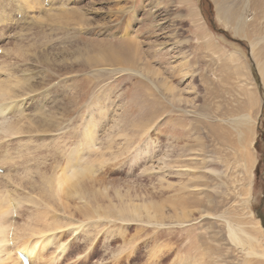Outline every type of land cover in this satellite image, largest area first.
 Masks as SVG:
<instances>
[{"label":"rangeland","instance_id":"374dc122","mask_svg":"<svg viewBox=\"0 0 264 264\" xmlns=\"http://www.w3.org/2000/svg\"><path fill=\"white\" fill-rule=\"evenodd\" d=\"M72 1L69 2L71 6L84 8L87 19L79 30L82 32L81 43H84L81 56L88 59L93 55L88 50L90 43L95 45V49L103 47L100 55L95 52L97 60L109 52L117 60L123 52L121 64L114 62L111 67L106 66L113 70L111 72L101 71L102 66L95 67L94 70H101L93 74L90 68L76 67L61 76L67 81H71L73 76L94 79L89 90L82 86L84 81L77 82V89L82 86L81 93L85 94L77 106L65 103L69 109L67 107L64 116L67 119L62 118V121L66 119L62 126H68L78 110L83 114L84 124L90 122L87 115L95 112L93 119L97 132L100 123L105 124L108 119L107 126L111 125L114 115L122 113L125 125L122 137H117L114 142L100 137V151L95 152V211L107 210L108 207L118 206L120 200L132 199L135 204L142 201L155 211H163L165 222L153 224L154 219L143 215L132 222H122L114 216L98 217L96 213L87 217L85 215L91 212L89 206L76 197H68L65 193L47 197L34 178V169L31 170L33 172L30 169L39 163V168H42V163H46L51 167V173L57 162L48 154L50 149L42 150L45 144L42 145L43 139L40 142L41 136L37 134L34 135L38 136L37 139L30 138L31 134H27L30 136L27 139L11 135L10 139L3 140L5 155L9 153L7 156L10 158L0 162V166H4L0 174L4 170L9 175L12 173L11 177L19 175L21 180L19 185L16 182L6 187L3 179L0 183L12 193L16 191L15 194L20 197L22 207L16 222L20 223V227L28 223L34 229L30 241L37 243V260L33 264H264L263 256L245 254L250 227L246 224L248 221L256 226L259 224L257 228L264 238V219L260 218V215L264 218V85L257 66L259 59L255 57L260 52V59L264 61V0H81L76 4ZM17 3L13 6V10L19 11L17 16H13L17 17V24L11 22L14 27L1 39L4 42L0 46L16 42L18 33L34 36L35 24L42 18L43 13L38 17L37 13L29 11L21 19L22 3H18L20 8ZM44 8L49 9V6ZM219 9L231 11L236 19L234 23L243 27L248 38L234 33L235 24L225 22ZM45 25V38L39 35L30 41H23L35 44L27 51L25 61L17 64L19 71L28 69L27 74L30 75L29 70H32L34 76L30 84L32 90L37 91H33L27 100L29 105H25L24 114L28 115L22 114L21 120L32 118L37 113L35 106L41 102L40 98L47 88L40 76L34 73L38 68L33 65V54L40 50L39 43L47 41L50 44V39L56 37L68 41L72 31L78 29L71 21L59 23L56 29L47 23ZM89 29H92L91 32ZM129 39H134L137 46ZM104 41L108 44L101 46ZM9 66L15 73V66ZM118 68L126 71H117ZM54 73L55 83L60 77L58 72ZM70 81L67 84H71ZM250 94L255 96L256 105L247 108L245 103L243 108ZM240 116H246L245 124L250 127L246 141L239 146L233 142L234 150L217 145L213 141L210 125L230 130L231 140H235L236 133L232 129L234 121ZM8 117L5 116L10 122L15 121L12 113ZM138 131H145V134L135 146H143L147 142L148 150L154 151V159L157 155L166 156L163 160L166 166L172 167L171 170L156 167L140 155H136L133 161L131 154L127 157L124 134L130 139L137 138ZM97 134L100 135V132ZM46 136L52 138L51 135ZM31 139L38 144H32ZM31 149H37L36 153L32 152L36 155L40 153L39 158L30 153ZM199 149L202 151L199 152ZM237 151L246 156V163L238 158ZM174 158L177 162L172 163ZM201 158L205 161L203 165L200 164ZM220 158L225 159L221 161ZM188 164V172L177 173V169L184 170L183 167ZM151 165L154 170L149 172ZM28 169L31 179L25 175ZM209 169L219 173L216 175ZM58 171L57 174H60ZM197 183L208 186L204 189L197 187ZM185 185L189 187L185 188ZM116 192L122 196L121 199L116 197ZM174 207L178 213L187 214L176 217ZM39 213L46 214V217L43 215L44 220ZM53 218L62 219L64 224L67 221L63 218H73L74 224L59 232H44L45 225L41 221L49 223ZM227 225L237 231L246 246L229 241ZM35 229H41V233ZM255 236L260 242L256 251L264 254V240L259 235ZM88 239L90 245L84 248L82 243ZM62 247L65 251H61ZM93 248L95 255L89 254ZM5 263L8 262L1 254L0 264Z\"/></svg>","mask_w":264,"mask_h":264},{"label":"bare ground","instance_id":"6f19581e","mask_svg":"<svg viewBox=\"0 0 264 264\" xmlns=\"http://www.w3.org/2000/svg\"><path fill=\"white\" fill-rule=\"evenodd\" d=\"M70 1L69 0H9V1L8 0H0V43L4 42L3 41L4 39L3 40H1V39L5 38V36L8 34L7 32L11 28L14 27L12 25L13 21H14V23L17 24V21L15 19L17 17L14 18L13 16H17V14H19V11L16 12V9L13 10V6L15 5L14 3L21 2L23 5V7L21 5V8H20L18 6V3H17V6L20 8L21 19L24 15L28 14L27 12H29V11L32 13H37L36 16H38V17H40L43 13V15L41 16L42 18L41 19L39 18L40 21L37 23L39 25L37 26V24H35L36 25L35 28H37V29L34 32V36L27 37V36H24L22 33H18L17 38H16V42H14L11 45H8L7 44L8 42H6L5 45L3 44L4 46H0V49H1V53H0V140H1V142H0V162L3 160L7 161L10 158V157L8 158L9 153H7L5 155V153H6L4 150L5 144L3 145V143H4L3 140H8V138L10 139L9 136H11V135L17 136L19 138H22V137L26 138L27 136L30 137L32 135L30 137V138H32V137H35L34 135L37 134V135L41 136L40 142L42 141L41 139H43L42 145L43 144L46 145V146L43 145L44 149H42V150L50 149V150H47L50 153H48L47 151H42V150L41 151L47 152L49 155H52L53 157H51V158L54 159L53 161L55 163L57 162L56 164L53 165V167H52L53 171L51 173L49 172L50 171L49 168H51V167H49V165H47L46 163H42L43 164V166H41L42 168H39L38 165H41V164L38 162L39 164L35 165V167L38 166L37 168L32 167L30 169V171L34 169L35 172H33V171H31V172L35 173L34 178H36V180L40 183V187H41L42 191L44 193H47V195H46L47 197L48 196L53 197L54 195L61 194V193H65L68 197L74 196L79 201H82L85 205L89 206L91 212L89 211L88 214L85 215L87 217H91V216L93 217V215H95V213H96V215L98 217H102V216L113 217L114 216L115 219L118 218L122 222H132V221L138 220L143 215L142 217L154 219L155 222H153V224H157V225L163 224V222H165L164 221L165 215L163 214V211H161V210L155 211V210L151 209L152 207L150 205H147L146 202L141 201L140 203L135 204V202L130 198H128L130 200L125 199L123 202H120L121 201L120 200L118 206L108 207L107 210L106 209H98V211H95V152L100 151L99 144L102 141L100 139V137H102L106 140L108 139L109 142L111 140H112L111 142H114L117 137H120L123 134V132H124L123 129H124L125 125L123 124V121H122V113H118L117 115H114V118L112 120H110L111 125L107 126V122H109L108 119H106V122H105L106 125L103 123L102 124L100 123L97 126V128H99L97 130V132H100V135H98L97 132H95V126L96 125H95V120L93 119V114H95V112L91 113L90 115H87V117H89L87 119V121H90V122L86 121L87 123L84 124V123H82L83 114L80 110H78V112L74 116V118L70 119L71 123L67 124L68 126H65V125L62 126L61 123L67 119L66 117H64V116H66L65 115L66 109L68 107V106H65L66 105L65 103L68 102L71 105V107L77 106L79 104L80 100L82 99L83 94H85V93H83V94L81 93L82 86H84L86 90H89L92 87L91 84H92V80L94 81V79H90V78L78 79L77 76H73L71 81L69 80L71 82V84H69V83L67 84V82H69V81H67L65 78H61V76L63 74H67L68 72L70 73V71H72L76 67L77 68L78 67H84V68L87 67L88 69L90 68V70H93V72H91L92 74L95 71H100L101 69H103L101 71L106 70L108 72H111L113 70L111 68L106 67V66L111 67L114 64V62L121 64V62H122L121 56H122L123 52H121L119 54V56H118L119 59H117V60H116V57L111 52L105 53V56H103L97 60V59H95V52H96V55H100L103 52V50H102L103 47L95 49V45L90 43V45H88V48H89L88 50L93 55H90L88 59L83 58V56H81V55L83 52V44L84 43L83 42L81 43L82 38H81L80 34H82V32H80L79 30H81L83 25H85V21L87 20L85 18L86 14L83 11L84 8L82 9L78 5L77 6H75V5L71 6V4L69 3ZM80 1L81 0H73L72 2L74 4H76L77 2H80ZM45 6H49V9L44 8ZM13 11H15L14 14H13ZM15 13H16V15H15ZM219 14L224 19L225 22H228V23H234L235 22L234 21L235 18L232 15L231 11L225 10V9H219ZM65 21H71L73 23L74 27L78 28V29H75L72 31V34L69 35V40L66 41V39L63 40L62 38L58 39L56 37V38L50 39L51 45L47 44L48 43L47 41H46V43L45 42L39 43L40 46H38V47L40 50L34 52V54H33V56H35L34 57L35 63H33V65L38 68V70L34 73L40 76L41 80L44 82V83L43 82L42 83L45 84L44 87H47V88H46L43 96L40 98V99H42L41 102H38L37 105L35 106V109L37 108V113L38 112L39 113L38 114L35 113V115L32 118H25L24 119L25 121L21 120L20 117L22 116V114H24L25 105L28 103L27 100L29 99V97L31 98L30 95L34 91V90H32L33 86L30 84V82L34 76L32 70H29V72H30V75H29V74H27L28 69H24L22 71H19V69L17 67V64L19 62L25 61L27 51L35 44L34 42H26L25 43L23 41H30L33 37L36 38V36H39V35H41L42 38H45L46 35L44 33V30H43L46 26L45 23H47V25H51V27H54V29H56L57 25L59 26V23L65 22ZM11 22H12V24H11ZM42 22H44V23H42ZM63 24L65 25V23H63ZM67 29H69V28H67ZM234 29H235L234 33L242 35L243 37L248 36V35L247 36L245 35V33L243 31V27H241L240 25L235 24ZM91 30L89 29V32H91ZM19 31H20V28H19ZM32 35H33V33H32ZM120 36H122V34ZM39 40H41L40 37H39ZM129 40L132 41V44L137 46L138 43L136 41H134V39H129ZM124 41H126V40H124ZM102 43L103 44H101V46H103L104 44H108L107 41H104ZM41 47H46V48H41ZM51 47H52V49L48 50V48H51ZM106 51H109V50L106 49ZM259 53L260 52H258L256 54L257 56H255V57H257L259 59V61L257 62V66L260 70L259 71L260 74L262 75V81H263V85H264V61H261ZM135 56H137V52L135 53ZM136 59L138 60V58H136ZM124 61L126 62V57H124ZM9 65L15 66L14 69L16 71L15 72L16 74L13 72L12 68L11 69L9 68L10 67ZM97 66H102V68L99 70H96V69L94 70V68ZM29 67H30V65H29ZM30 68H32V66ZM54 71L58 72L59 73L58 77H60L59 81L55 82V83L53 82V80H54L53 77H54V75H56L54 73ZM65 71H67V72L65 73ZM117 71H126V69L118 68ZM79 80L81 82L84 81V83L82 84V86H80V88L78 87V89H77V82ZM34 86H36V85L34 84ZM85 89H84V91H85ZM34 92L37 93V91H34ZM55 93H57L58 95H56ZM246 101L247 102H244L243 108L245 107V103L247 105V108L253 107L256 105L255 96H253L251 94L247 96ZM106 103H108V102H106ZM27 105H29V103ZM78 107H80V106H78ZM107 107H108V105H107ZM64 108H65V110H64ZM121 108H122L121 109V112H122L123 107H121ZM68 109H69V107H68ZM71 109H73V108H71ZM105 110H106V108H105ZM11 113H12V118L13 119L15 118L14 122H10L7 118H5L6 115L8 117V114H11ZM13 114L17 115V117H14ZM26 114L27 113L25 112L24 115H26ZM24 115H23V118H24ZM67 116H68V114H67ZM9 117H11V116H9ZM63 117L66 119H63V121H62ZM104 118H105V116H104ZM9 119L11 120V118H9ZM253 120H254V118H253ZM245 123H246V116H240L236 121H234V125H233L234 127L232 130L234 131V133H236V139L235 140H231L230 130L229 131L225 130V128L220 127L219 125H216L213 127V125L211 124L209 128H210L211 135L213 136V139H214L213 141H216L217 145H219L221 147H227L231 150H234V148L232 147L231 144H233V142H234L235 144H238V146L242 145V143L246 141V137L248 136L247 134L250 132L249 125H246ZM63 124H64V122H63ZM106 126H107V128H106ZM52 133H54V134L52 135ZM137 133H138L137 136H139V137L136 138V136L133 135L134 137L131 139L129 136H127L126 133L124 134L126 141H127V142L124 141L125 147H126L125 152H128L127 157L131 154V161H133L136 158V155H140L141 158H143L144 160L146 159V160L150 161L151 164H156V167L161 166V167H166L169 170H171L172 167L169 165L166 166L167 163H166V161L164 162V160H163V157L166 158V156H163V157L160 156L161 157L160 158V157H157L158 156L157 155L156 158L154 159L155 156H152L154 151L148 150V148H150V147L148 146L149 144H147V142L143 146H137V145L135 146V143L139 139H141V136L145 134V131H138ZM27 134H29V135L31 134V135L29 136ZM44 135L45 136L51 135L52 138H48L47 136L45 137ZM14 136H12V137H14ZM17 137H15V138H17ZM53 137H55V138H53ZM37 138H38V136H37ZM37 138L35 137V139H37ZM17 140H18V138H17ZM21 140L22 139H20L19 141H21ZM31 141H30V144L31 143L32 144L37 143V141L34 142L32 139H31ZM14 142H16V141H14ZM21 142H24V141H21ZM20 145H22V144H20ZM39 145H41V144L39 143ZM39 145H37V146H39ZM23 146H25V145H23ZM37 146H32V148H35ZM5 148H6V146H5ZM30 148H31V146H30ZM38 148H41V147L39 146ZM32 150L33 149H31L30 153H34L37 149H35V151L33 150L34 152H32ZM38 151H39V149H38ZM41 151H39V152H41ZM106 151H107V149H106ZM201 151L202 150H200L199 152H201ZM12 153H14V152H12ZM119 153L121 154L122 152H119ZM237 153L239 154L238 158L240 160H242L244 163H246V161H245L247 159L246 156L243 153H241V151H237ZM38 155H40V153H37V155L35 154L34 157L36 158ZM15 156H17V155H15ZM198 156H200V154H198ZM37 158H39V157H37ZM5 159H7V160H5ZM220 159H221V161H223L225 158H220ZM176 160L177 159L174 158L172 163L177 162ZM251 160H252L251 164H253V159H251ZM35 161H36V159H35ZM40 161H43V160H40ZM221 161H220V163L224 164ZM204 162L205 161H203V159L201 158L200 164L203 165ZM58 163H62V164H58ZM1 164H3V163H1ZM15 165H18V164H15ZM50 166H52V165L50 164ZM3 167L0 166V170L3 169ZM183 168H184V170H178L177 169L176 170L177 173L184 172V171L188 172L189 171V164L184 166ZM56 170L57 171L59 170L58 173H60V174H57ZM153 170H154L153 165H151L148 171L150 172ZM26 171H25L26 172L25 175L27 174L26 177L28 179H31L32 176L29 175L30 174L29 169ZM209 171L216 173V175L219 173L216 170L209 169ZM13 172H15V171H13ZM16 173H17V171H16ZM21 173H23V172H21ZM220 174H222V173H220ZM11 175H12V173H11ZM11 175H9L7 172H4V170L2 171V174H0V182H1V179H3V181L5 182L4 183L5 187L9 186L10 183L13 184V183L17 182V184H18V181L21 180V179L19 180V178H18L19 175L18 176H12V177H11ZM190 181H192V180H190ZM22 183H23V181H22ZM220 184H221V182H220ZM2 185H3V183H2ZM2 185L0 183V255L2 254V256L4 257V261H7L10 264H22V260H21L20 256H23L26 259L27 264H33L37 260V243L36 242L33 243L34 240L32 242L30 241L31 238H33L32 235L34 234L33 233L34 229L32 227H30V225L28 223H24L23 226L20 227V223L18 222L19 223L18 224L16 222V219H18V216H20L19 210H21L20 208L22 207L20 197H19V195L15 194L16 191L14 193H12L10 190L3 188ZM199 186L206 189V186H208V185H204V184L199 185L197 183V187H199ZM184 187L187 188L189 186L185 185ZM200 190H203V189H200ZM124 193L126 194V191ZM116 194H117L116 197L117 198L119 197L121 199L122 196L120 197V195L117 192H116ZM127 194H128V192H127ZM204 196L207 198H212L208 194H204ZM137 197L139 198L140 195L138 196V194H137ZM26 200H28V198ZM32 203L35 204L34 202H32ZM57 204H58V202H57ZM45 206H49V205L45 204ZM97 208H100V207L98 206ZM173 212H174L175 216L178 218H181V216H183L184 214H187L186 212L178 213L176 211L175 207H174ZM26 214H28V213H26ZM39 214H40V217H42V218L44 217L43 215H45V217H46V214H44V213L43 214L39 213ZM27 218H29V217H27ZM42 218H40V219H42ZM260 218L264 219L261 215H260ZM72 219L71 218H63V220L67 221V223H65V224L63 222H61L62 219H57V218H53L49 223H47L45 221H41V222H43V226L45 225V227H43V230H45L44 232L55 233V232H59L60 230H62L65 227L67 228L68 226L73 225L74 221ZM12 220H13V222H11ZM42 220H44V218ZM29 221H30V219H29ZM27 222H28V220H27ZM246 224L250 226L249 230L247 232L248 244H247V248L245 251L246 256H259L260 255V256L264 257V254H262V253L260 254V252L258 253L256 251V248L260 246V242L255 235L261 236V240L262 241L264 240V238L261 234V231H259L257 228V226L259 224L256 226L255 223H252L250 221H248V223H246ZM147 225H148V223H147ZM40 230L41 229H38V230L35 229L36 232L39 231L38 233H41ZM76 230L78 232V229H76ZM85 231H87V230H85ZM44 232H42V233H44ZM159 234L160 233H157V235H159ZM226 234H227V238L229 239V241L231 243L238 245V246H244V245L246 246V242H244L242 239L239 238L237 231L235 229L231 228L230 225H227ZM244 234H246V233H244ZM120 237H122V236H120ZM83 240H85V239L83 238ZM90 240H93V238L92 239L90 238ZM88 241H89V239L82 243V246L84 248H86L88 245H90L89 242H91V241H89V242ZM122 241H123V239H122ZM91 245H92V243H91ZM61 246H63V245H61ZM61 251H65L64 247L61 248ZM89 254L95 255V249L93 248ZM104 258H106V257H104ZM1 261H2V259H1ZM85 262H86V260H85Z\"/></svg>","mask_w":264,"mask_h":264},{"label":"water","instance_id":"95a60500","mask_svg":"<svg viewBox=\"0 0 264 264\" xmlns=\"http://www.w3.org/2000/svg\"><path fill=\"white\" fill-rule=\"evenodd\" d=\"M262 219V218H261ZM263 228H264V225H263ZM20 258L25 262V259L23 256H20Z\"/></svg>","mask_w":264,"mask_h":264},{"label":"flooded vegetation","instance_id":"af4514ba","mask_svg":"<svg viewBox=\"0 0 264 264\" xmlns=\"http://www.w3.org/2000/svg\"><path fill=\"white\" fill-rule=\"evenodd\" d=\"M263 140H264V133L262 134Z\"/></svg>","mask_w":264,"mask_h":264}]
</instances>
